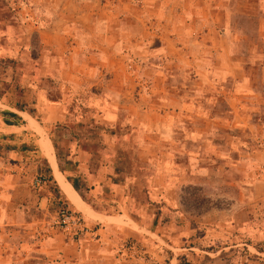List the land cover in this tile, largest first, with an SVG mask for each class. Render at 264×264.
<instances>
[{
  "label": "rangeland",
  "instance_id": "374dc122",
  "mask_svg": "<svg viewBox=\"0 0 264 264\" xmlns=\"http://www.w3.org/2000/svg\"><path fill=\"white\" fill-rule=\"evenodd\" d=\"M259 26L264 0H0V98L28 112L0 146V249L46 264L45 238L85 234L64 209L141 231L109 234L130 264H264Z\"/></svg>",
  "mask_w": 264,
  "mask_h": 264
},
{
  "label": "crops",
  "instance_id": "0c3cea01",
  "mask_svg": "<svg viewBox=\"0 0 264 264\" xmlns=\"http://www.w3.org/2000/svg\"><path fill=\"white\" fill-rule=\"evenodd\" d=\"M257 31L258 35H264V27L262 28L259 26ZM1 98L6 97L2 96ZM1 98L0 146H3V150H5L10 157H16L20 153L17 152V148L13 145H15L17 141H23L20 136L23 135L24 130H20V128L26 122L24 113L27 111L21 110L13 105V103H10V101H5ZM44 159L46 160L45 157ZM15 165L21 166L19 164ZM261 166L264 168V163ZM3 173L5 177H19L20 172H2L1 175ZM15 185L20 184L16 181ZM60 193L66 200V203H69L61 190ZM43 199L46 200V196L43 197ZM92 210L94 209L92 208ZM96 214L97 216H101V214L109 215L98 211ZM109 216L111 218V214ZM95 225L98 226L95 228L89 227L91 230L79 236V239L76 242L73 241V243H70L69 240H65L62 234L53 233V235L43 240L46 241L44 244L37 245L38 248L35 246L34 251L40 253L46 264H130L134 261L132 257L128 259L119 255L118 250L120 249L119 246L122 240H118L119 238L113 236L114 234L111 236L109 234H111L112 231H114L113 233H117L120 231L124 232L125 230V232H127L126 234L137 236V233L141 231L136 232L137 230L121 224H102L95 222ZM7 252L8 250L3 251L0 249V264H16V260L11 258Z\"/></svg>",
  "mask_w": 264,
  "mask_h": 264
},
{
  "label": "built area",
  "instance_id": "2783aa9c",
  "mask_svg": "<svg viewBox=\"0 0 264 264\" xmlns=\"http://www.w3.org/2000/svg\"><path fill=\"white\" fill-rule=\"evenodd\" d=\"M41 182V178L34 180L35 185H40ZM55 223L60 229L72 232L74 235L90 231L89 226L84 222L83 218L64 209L59 211Z\"/></svg>",
  "mask_w": 264,
  "mask_h": 264
},
{
  "label": "trees",
  "instance_id": "16d2710c",
  "mask_svg": "<svg viewBox=\"0 0 264 264\" xmlns=\"http://www.w3.org/2000/svg\"><path fill=\"white\" fill-rule=\"evenodd\" d=\"M19 109H21V110H23L22 108H19ZM53 146H54V148H56V143H55V141H53ZM57 154V153H56ZM46 161V160H45ZM48 169V171H50V168L48 167L47 168ZM61 169V168H60ZM62 170V169H61ZM63 171V170H62ZM50 175V174H49ZM51 179H53L52 178V175H50L49 176ZM67 178H68V180L70 181V183H71V185L73 186V188L80 194V196L87 202V203H89L90 205H91V207L94 209V210H96V211H98V212H101V213H105V214H110V211H109V209L107 208V206H101V205H99V204H97L96 202H93V201H89L87 198H85V196H84V194L82 193V191H81V185H80V183H79V179L78 178H69L68 176H67ZM113 180H114V182L117 184V185H120V183H119V180L117 179V178H113ZM54 184L56 185V189L59 191V193H60V190H59V188H58V186H57V184H56V182H55V180H54ZM105 192H107V191H109V189H103ZM119 196V199H122L124 196L123 195H117V197ZM127 210H128V212L130 213V209L129 208H127ZM177 260H178V262H177V264H192L191 262H189L185 257H183L182 255H179V256H177Z\"/></svg>",
  "mask_w": 264,
  "mask_h": 264
}]
</instances>
